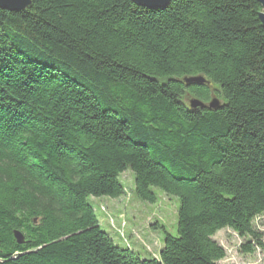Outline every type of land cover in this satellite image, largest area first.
<instances>
[{
    "label": "trees",
    "instance_id": "obj_1",
    "mask_svg": "<svg viewBox=\"0 0 264 264\" xmlns=\"http://www.w3.org/2000/svg\"><path fill=\"white\" fill-rule=\"evenodd\" d=\"M30 1L0 9V264H219L224 229L264 257L260 4ZM212 95L216 110L184 101ZM126 171L138 201H177L155 258L115 243L90 203L123 197Z\"/></svg>",
    "mask_w": 264,
    "mask_h": 264
},
{
    "label": "rangeland",
    "instance_id": "obj_2",
    "mask_svg": "<svg viewBox=\"0 0 264 264\" xmlns=\"http://www.w3.org/2000/svg\"><path fill=\"white\" fill-rule=\"evenodd\" d=\"M211 98L216 99L214 95ZM184 101L188 104L189 98L185 97ZM132 177L130 171L120 176L126 187L123 197L91 198L90 203L102 229L112 235L115 243L127 247L141 258H155L162 248L164 232L172 235L176 232L177 201L159 191H156L157 201L153 205L138 201L132 194ZM253 224L264 234V214ZM213 240L225 251V258L219 264H264V257L259 251L252 255L243 254V239L228 229L218 232Z\"/></svg>",
    "mask_w": 264,
    "mask_h": 264
},
{
    "label": "water",
    "instance_id": "obj_3",
    "mask_svg": "<svg viewBox=\"0 0 264 264\" xmlns=\"http://www.w3.org/2000/svg\"><path fill=\"white\" fill-rule=\"evenodd\" d=\"M133 3L139 7L148 9H161L168 5L173 0H132ZM262 7V13L259 15L261 25L264 29V0H255ZM31 5L30 0H0V9L9 13H18L26 10ZM182 82L186 85H206L209 86V82L205 81L202 77L184 78ZM188 107L190 110H197L206 108L208 110H216L220 107V103L217 99L211 98V100L204 104L197 99H190L188 101ZM14 238L18 244L23 243V237L19 232H14Z\"/></svg>",
    "mask_w": 264,
    "mask_h": 264
}]
</instances>
